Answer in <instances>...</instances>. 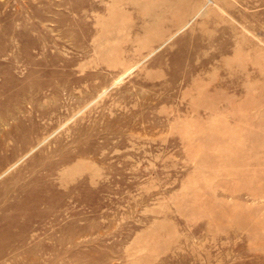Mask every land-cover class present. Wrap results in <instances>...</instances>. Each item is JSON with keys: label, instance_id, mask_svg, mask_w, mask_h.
I'll list each match as a JSON object with an SVG mask.
<instances>
[{"label": "rangeland", "instance_id": "374dc122", "mask_svg": "<svg viewBox=\"0 0 264 264\" xmlns=\"http://www.w3.org/2000/svg\"><path fill=\"white\" fill-rule=\"evenodd\" d=\"M0 264H264V0H0Z\"/></svg>", "mask_w": 264, "mask_h": 264}]
</instances>
